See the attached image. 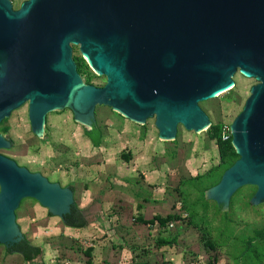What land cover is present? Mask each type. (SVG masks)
<instances>
[{
    "label": "water",
    "instance_id": "1",
    "mask_svg": "<svg viewBox=\"0 0 264 264\" xmlns=\"http://www.w3.org/2000/svg\"><path fill=\"white\" fill-rule=\"evenodd\" d=\"M71 46L102 87L82 83ZM236 71L257 84L229 127L237 159L204 193L220 212L244 186L255 188L252 205L264 202V0H25L17 10L0 0V121L26 104L36 137L47 113L68 108L96 147V106L135 124L153 117L161 141L177 126L203 132L210 123L198 104L229 91ZM23 199L61 221L73 205L69 188L0 155L5 249L22 239L14 211Z\"/></svg>",
    "mask_w": 264,
    "mask_h": 264
},
{
    "label": "rangeland",
    "instance_id": "2",
    "mask_svg": "<svg viewBox=\"0 0 264 264\" xmlns=\"http://www.w3.org/2000/svg\"><path fill=\"white\" fill-rule=\"evenodd\" d=\"M23 1L9 0L13 10ZM71 58L83 84L104 85L76 46ZM231 80L229 91L198 104L211 128L194 133L177 126L173 141L157 139L153 117L135 124L105 106L94 109L97 148L68 108L47 113L38 137L26 104L1 120L9 147L0 155L50 183L72 186L84 221L71 228L34 200H21L14 211L19 231L41 243L31 264H264V202L250 203L255 188L234 192L225 212L204 194L225 171L221 134L257 84L237 71ZM0 264L23 262L0 245Z\"/></svg>",
    "mask_w": 264,
    "mask_h": 264
},
{
    "label": "trees",
    "instance_id": "3",
    "mask_svg": "<svg viewBox=\"0 0 264 264\" xmlns=\"http://www.w3.org/2000/svg\"><path fill=\"white\" fill-rule=\"evenodd\" d=\"M96 132H97V145L96 147L92 146L89 139L86 137V135L83 133L84 137L89 141L90 145L93 148H97L100 146V139H101V133L98 128L94 126ZM211 128V125L209 126ZM219 138V137H218ZM220 140V139H219ZM223 151H224V162H226L225 169L226 170L229 166L232 165V163L237 159V156L234 154L232 147L230 146V138L226 141H223ZM49 215V214H48ZM66 226L71 228H82L84 226V221L81 215L79 214L78 210L75 209V207L72 205L70 207L69 214L65 215L63 217L62 221ZM167 222L164 224L166 226ZM6 251L8 253H16L18 254L23 262H30L33 259H35L40 254V248L33 242L28 241L22 234V239L15 245H12L11 247L7 248Z\"/></svg>",
    "mask_w": 264,
    "mask_h": 264
},
{
    "label": "crops",
    "instance_id": "4",
    "mask_svg": "<svg viewBox=\"0 0 264 264\" xmlns=\"http://www.w3.org/2000/svg\"><path fill=\"white\" fill-rule=\"evenodd\" d=\"M93 116H94V114H93ZM158 139V138H157ZM101 140V139H100ZM89 142V141H88ZM100 142H102V141H100ZM90 144V143H89ZM101 144V143H100ZM91 146V145H90ZM92 147V146H91ZM66 187V186H65ZM67 188H69L71 191H72V198H73V201H74V198H75V196H74V190H73V188H72V186H67ZM92 207H96V205H94V206H92ZM92 207L91 208H89L90 210L92 209ZM97 211L99 212L100 210H99V208L97 209ZM90 213H92V215H93V212H92V210L91 211H89ZM100 213V212H99ZM95 214V213H94ZM111 219V218H110ZM151 227V226H150ZM78 229H80V228H78ZM107 233H109V236H115V232H114V229H111V228H109L108 230H107ZM22 235V234H21ZM24 235V234H23ZM25 237V236H24ZM26 238V237H25ZM28 241H30V242H33L34 244H36L37 246H39V248H40V245H41V243L40 242H38V241H32V240H28ZM77 247V246H76ZM4 248V247H3ZM121 249H122V247H121ZM4 250L6 251V249L4 248ZM124 250V249H123ZM6 253H7V255H15V256H17V257H20L18 254H10V253H8L7 251H6ZM40 254H41V248H40ZM39 254V255H40ZM38 255V256H39ZM37 256V257H38ZM36 257V258H37ZM21 258V257H20ZM21 260H22V258H21ZM33 261V260H32ZM32 261H30V262H23V264H31L32 263Z\"/></svg>",
    "mask_w": 264,
    "mask_h": 264
},
{
    "label": "built area",
    "instance_id": "5",
    "mask_svg": "<svg viewBox=\"0 0 264 264\" xmlns=\"http://www.w3.org/2000/svg\"><path fill=\"white\" fill-rule=\"evenodd\" d=\"M230 138V135H229V133H222L221 134V140L222 141H226V140H228ZM172 226H173V224L172 223H167L166 224V227L168 228V229H170V228H172Z\"/></svg>",
    "mask_w": 264,
    "mask_h": 264
},
{
    "label": "bare ground",
    "instance_id": "6",
    "mask_svg": "<svg viewBox=\"0 0 264 264\" xmlns=\"http://www.w3.org/2000/svg\"><path fill=\"white\" fill-rule=\"evenodd\" d=\"M84 59H85V57H83ZM86 60V59H85ZM231 88V87H230ZM217 97V96H216ZM114 112H116V111H114ZM116 113H118V112H116ZM119 114V113H118ZM120 115V114H119ZM122 116V115H121ZM123 117V116H122ZM38 136H40V135H38Z\"/></svg>",
    "mask_w": 264,
    "mask_h": 264
}]
</instances>
